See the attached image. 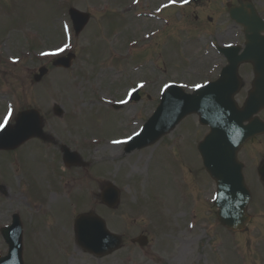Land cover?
<instances>
[{
    "label": "rangeland",
    "instance_id": "374dc122",
    "mask_svg": "<svg viewBox=\"0 0 264 264\" xmlns=\"http://www.w3.org/2000/svg\"><path fill=\"white\" fill-rule=\"evenodd\" d=\"M4 0H0V31L3 27V23L7 20L10 14L11 3H2ZM112 2V0H110ZM128 2V1H127ZM131 2V1H130ZM264 0H261V3ZM108 3V2H107ZM100 4L105 5L106 3L101 0H74L73 6L80 10H92L91 20L85 26L83 31L75 35L71 33V41L66 48V51L71 49L74 54V60L68 69H54L45 75L40 82H34L32 79L33 72L38 66H40L44 60L49 58H43L39 55L36 56L35 52L41 51V49L51 48L59 45L56 43L58 36L55 34H60L62 31L61 21L60 23L56 20H48L53 18L55 14V9L59 6L56 0H26L23 1L22 6L24 8V15L19 18L18 23H26L27 26L33 27L38 34L40 41L48 43L41 44L38 43L35 47V52H28L22 48L25 42L19 39H13V46L15 50L12 54L13 58H17L18 61L13 65L9 66L5 70L6 79L4 78L6 86L9 85L11 89V94L14 96L12 101L17 105V109H24L28 107L40 108L42 115H46L45 129L50 132L54 130L57 134L63 136V138H69L71 130L79 129L83 132L84 137H89L90 135L97 136L98 138H109L114 135L118 130V119L116 116L120 117L121 120L125 118V115L131 113L134 109H120L119 111L113 110L114 115L106 105L100 103H93L91 100L83 103V110L77 109L82 103V99L90 95L96 94L98 87L101 86L99 91H102L104 97L113 96L112 98H121L124 95L126 82L135 79L145 80L147 85L145 86L143 97L147 94H151L152 103L157 99V91L160 84L164 83L166 80H159L162 77H169L178 75L177 72L186 76L188 72L186 63H192L197 59H205V68L212 69V65L216 62L214 53L210 50L208 46V41H213L218 44L221 42L216 39H202V40H186L192 39L195 36H199V33H205L211 31L214 25H209L205 23V18L202 16L212 15L209 12V8H213L210 4L206 5L204 8H194V5L186 8V10H181L176 13L177 17H184L185 20L182 24H172L169 29H165L161 34H157L153 39L141 40L140 38L134 39L136 44L131 46L133 48H145L143 45L147 44V49L143 51L131 52L130 54L124 52L123 46H128L133 42V37L141 35L143 32L148 33L155 29L160 28L159 23L156 22H145L143 20L131 19L133 12H123L119 11V7L112 4L108 12L102 13ZM3 5V8H1ZM30 7H29V6ZM193 7V8H192ZM105 10V9H104ZM103 10V11H104ZM148 10V9H147ZM172 14V13H171ZM169 17H172V15ZM66 15L63 14L65 18ZM16 23V21H15ZM14 23L13 27L17 28V31L13 34L17 36L19 31H21V26ZM49 23L56 33H51L49 28ZM123 23V25H122ZM69 24V23H68ZM25 25V24H24ZM182 28V32L176 35L179 28ZM173 33L171 35L168 32ZM52 35H55L53 39ZM62 36V34H60ZM143 37V35H141ZM63 37V36H62ZM61 37V38H62ZM115 37V42L112 44L109 42V38ZM240 36L233 39H223L222 43L233 42L240 43ZM32 42H36L28 38ZM63 40H60V44ZM26 48V47H25ZM109 49H112L113 53L117 54L119 57L115 60L112 59V55L109 53ZM208 54H205L207 53ZM68 52V51H67ZM67 52L64 51L66 54ZM102 52L105 54L102 55ZM76 55V56H75ZM126 57V58H125ZM118 67V69H123L124 72L119 75H114L113 65ZM197 63L202 64L203 61H198ZM5 66L2 63L1 66ZM185 66V67H184ZM246 65H241L239 67V75L242 78V86L239 89L241 97L246 94V88H249L251 84V77L249 68ZM150 69V72L147 70ZM114 69V70H113ZM137 69V70H135ZM117 74V73H115ZM155 75V78H150L147 80L146 77ZM145 77V79H141ZM179 77V76H178ZM181 79V77H179ZM135 80L129 82L127 86H131L135 83ZM94 86L97 89H94ZM97 95V94H96ZM5 97L7 95H4ZM5 97L0 101V111L3 107ZM89 98V97H88ZM98 99V98H93ZM57 103L65 106L69 111L73 109L77 113L71 114L73 119H69L70 116H63L62 118H57L52 113V106ZM140 103L147 104L148 99L144 98L139 103L133 104L136 107L140 106ZM86 112L82 116H79L74 121V115H80ZM116 112V113H115ZM126 113V114H125ZM264 114V113H263ZM131 120L129 119V122ZM135 124L129 125L127 131H122L120 128L119 120V133L126 135L132 129H136L140 123L138 120H133ZM182 127L188 128L193 126V121L186 119L181 124ZM68 129L70 130L67 133ZM194 136V137H193ZM190 137L191 140L195 141L200 137V135H195L193 132ZM36 150V146H33ZM7 155L6 153H3ZM255 153H253L254 155ZM137 155H145L147 157V164L149 165V178L152 182L153 188L152 193H148L143 196L135 188L131 189L132 197L135 198L136 202L134 206L140 210H152L156 214L163 215L167 213L169 209L177 210L184 209L185 204L174 200L177 198L176 195V181L175 179L181 178L183 175V164L173 161L170 155L163 147H158L153 145L144 150H141ZM46 153H37L35 151H29L27 157L23 162H15L16 166H7V162H2L0 160V172L5 173L6 176H12L14 170L17 172V178L23 179L24 181L29 180L33 184L34 181L40 180L41 177L45 175L48 168L42 167L38 164V161L51 160L48 156L45 157ZM185 162L189 159L196 165L191 154L184 158ZM125 181L133 182L138 178H145V171L143 163H138L136 165L126 164ZM134 167V168H131ZM30 169V171H29ZM120 161L116 164L111 165V172H119ZM135 170H141V176L139 172ZM116 173V175H117ZM75 176V174H74ZM111 177V175H109ZM192 178L191 176L186 177ZM117 180V179H116ZM194 185L201 182L198 177L192 180ZM117 182V181H116ZM37 185V184H36ZM189 186V187H194ZM125 195L123 192V202L125 203ZM260 199V198H259ZM129 206H132L129 201ZM126 206L122 205L119 210L110 213L109 220L112 228H119L118 224L124 222L127 229V237L135 236L140 230L148 229L150 237L154 240H158V245L155 246V255L157 256V262L165 264L164 257L171 256L170 250L171 246L168 245L169 238L168 234L175 232L172 231L173 227L167 223H162L161 219L157 216H152L153 213L142 214V215H125L122 210ZM257 218H255L256 220ZM254 220V221H255ZM153 222V223H152ZM46 225L50 227L49 223ZM254 225V222H253ZM120 230V229H119ZM54 239H58L64 235L62 231H53L51 233ZM205 236H209L206 232ZM44 242L42 237H35V241ZM127 247L125 248L124 258L119 260L120 264H135V259L137 261V251L130 244V240H126ZM204 250H208L207 247ZM128 257H134L135 259L130 260ZM213 260L215 257L211 254ZM176 264V263H172ZM201 264H204L203 262Z\"/></svg>",
    "mask_w": 264,
    "mask_h": 264
},
{
    "label": "flooded vegetation",
    "instance_id": "af4514ba",
    "mask_svg": "<svg viewBox=\"0 0 264 264\" xmlns=\"http://www.w3.org/2000/svg\"><path fill=\"white\" fill-rule=\"evenodd\" d=\"M200 2L203 3L204 5L211 3L215 7V10L213 11V14L215 15V17L219 19L224 17L226 18V20H228V17H227L228 8L232 5L237 4L238 0H201ZM254 3L257 5L255 1ZM205 17L211 20L210 15H206ZM219 23H221V21ZM234 27L236 26H233L231 23H229V25L224 28V31L222 33L230 35L233 33ZM219 30L221 32L222 28L219 27Z\"/></svg>",
    "mask_w": 264,
    "mask_h": 264
},
{
    "label": "snow or ice",
    "instance_id": "6c2138e0",
    "mask_svg": "<svg viewBox=\"0 0 264 264\" xmlns=\"http://www.w3.org/2000/svg\"><path fill=\"white\" fill-rule=\"evenodd\" d=\"M173 2H175V0H173ZM64 29H65V31H67L68 30V26L64 25ZM67 47H68V45H65L64 48L58 49V52L64 51ZM56 54L57 53H51V55H56ZM42 55H49V53H42ZM165 87H167V85H165ZM6 123H7V118H5V121H4V124H6ZM4 124H0V128H3ZM113 143L114 144H118V143H122V141L114 140Z\"/></svg>",
    "mask_w": 264,
    "mask_h": 264
},
{
    "label": "water",
    "instance_id": "95a60500",
    "mask_svg": "<svg viewBox=\"0 0 264 264\" xmlns=\"http://www.w3.org/2000/svg\"><path fill=\"white\" fill-rule=\"evenodd\" d=\"M235 14H233V16H234ZM246 17H247V15H238L237 16V20L238 21H240V22H246ZM255 34H259V31L257 30L256 32H255ZM250 36H249V41H250ZM229 69H233V67H229ZM259 88H260V86H258ZM236 89V86H235V88H234V90ZM233 90V91H234ZM227 101L229 102V103H231V98H230V95L227 97Z\"/></svg>",
    "mask_w": 264,
    "mask_h": 264
}]
</instances>
